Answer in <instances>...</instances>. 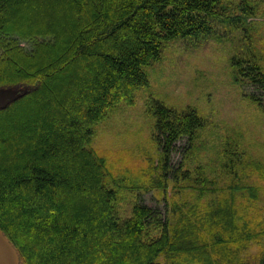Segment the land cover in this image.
<instances>
[{"label": "trees", "instance_id": "16d2710c", "mask_svg": "<svg viewBox=\"0 0 264 264\" xmlns=\"http://www.w3.org/2000/svg\"><path fill=\"white\" fill-rule=\"evenodd\" d=\"M231 7L224 0H0V91L17 94L0 108V233L20 264H264V205L252 203L261 190L234 181L216 196L215 180L185 165L203 126L193 109L148 103L160 153L151 182L187 191L183 204L166 194L162 205L138 199L118 221L117 190L139 186L90 145L94 126L147 85L143 67L159 60L163 44L209 37L215 21L253 15L244 0L237 16ZM232 66L234 82L264 111L262 66L254 57Z\"/></svg>", "mask_w": 264, "mask_h": 264}, {"label": "rangeland", "instance_id": "374dc122", "mask_svg": "<svg viewBox=\"0 0 264 264\" xmlns=\"http://www.w3.org/2000/svg\"><path fill=\"white\" fill-rule=\"evenodd\" d=\"M241 1L224 0L232 5V17L238 15ZM244 1L254 9L252 16L242 19L244 23L215 21L212 36L177 38L163 44L159 60L143 67L148 83L136 90L133 104L121 102L94 126L91 149L108 159L113 171L128 175L139 186L117 190L113 207L118 221L132 214L138 199L162 205L166 194L169 203L179 199L183 204L187 194L170 182L165 191L158 188L156 180L151 182L157 174L153 164L160 159V153L154 141L150 99L178 112L191 108L203 120L185 165L198 166L207 179L215 180L211 187L216 196L221 189L229 191L228 185L239 181L261 190L259 199L252 203L263 207L264 111L248 98V87L234 82L232 61L254 57L264 72V0ZM178 161L179 156H175L173 163ZM5 242L15 264H20L16 251ZM257 249L252 245L250 254H256Z\"/></svg>", "mask_w": 264, "mask_h": 264}, {"label": "water", "instance_id": "95a60500", "mask_svg": "<svg viewBox=\"0 0 264 264\" xmlns=\"http://www.w3.org/2000/svg\"><path fill=\"white\" fill-rule=\"evenodd\" d=\"M0 91V108L3 107L6 103L16 98L17 94L14 92ZM5 238L0 233V264H15V259L12 251L5 242Z\"/></svg>", "mask_w": 264, "mask_h": 264}]
</instances>
